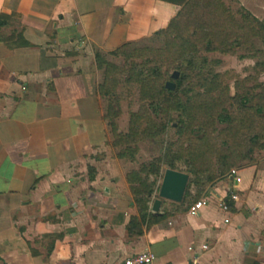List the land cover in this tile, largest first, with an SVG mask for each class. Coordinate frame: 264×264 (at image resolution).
Wrapping results in <instances>:
<instances>
[{
    "label": "crops",
    "instance_id": "0c3cea01",
    "mask_svg": "<svg viewBox=\"0 0 264 264\" xmlns=\"http://www.w3.org/2000/svg\"><path fill=\"white\" fill-rule=\"evenodd\" d=\"M181 2L0 0V264H121L147 250L153 264H264V156L207 183L197 213L162 199L153 214L158 181L159 217L129 224L137 168L107 142L95 53L150 37Z\"/></svg>",
    "mask_w": 264,
    "mask_h": 264
},
{
    "label": "trees",
    "instance_id": "16d2710c",
    "mask_svg": "<svg viewBox=\"0 0 264 264\" xmlns=\"http://www.w3.org/2000/svg\"><path fill=\"white\" fill-rule=\"evenodd\" d=\"M6 18L7 15H0V26L5 23ZM255 38L262 42L264 48V21L244 7L234 12L223 0H182L180 9L165 28L153 32L150 37L142 41L125 42L108 53L121 56L125 60L151 57V66L137 68L138 65H135L121 69L108 61L105 54L96 52V68L103 72L102 82L96 85L100 96L114 95L116 86L120 84L119 76L126 72L127 78L122 80V84L136 83L140 100L147 102V106L154 107L157 115L165 119V122L158 123L147 116L146 110L132 112L128 134H121L116 132L117 126L114 121L120 113L118 101L109 104L107 111L103 113V119L112 127V134L115 137L113 145L125 146L117 156L133 158L135 149L130 148L129 144L137 142L140 137H156L164 132L168 122L173 119L172 113L177 114L180 135L192 134L197 128L202 133L200 139L203 140L216 130L215 124L220 122L226 123L230 132L234 131L233 138H236L242 128L248 133L253 132L255 138L264 137V84L256 82L255 85L245 87L243 84L250 81L251 77L237 79L235 92L231 95L229 86L222 81L223 75L212 71L202 72L203 69L196 61V56L200 52L235 53L236 50L247 46L254 49ZM159 39H164L160 47H140L141 43ZM257 54L264 55V50H257ZM176 61L178 63L174 65ZM162 64L165 65L164 70L160 69ZM196 67L199 73L190 82L191 72ZM254 68L257 72L264 73V59L257 61ZM174 69L178 72V76L173 78L170 75L168 80H165L166 75ZM167 81L175 84L174 89L165 87ZM195 87L199 90L196 91ZM251 102L253 104L249 105L248 103ZM230 106H236L233 114L226 112ZM260 124L261 127H258ZM187 156L181 153L180 148L172 157L170 155L156 157L141 163L137 169L127 173V181L131 187L139 218H131L129 223L131 228L146 222L147 218L154 220L159 217L148 212V202L158 187L162 171L166 168L178 170L177 161L181 157H186L184 162L186 169L181 171L189 175L181 205L186 208L187 203L189 205L200 197L206 181H212L214 178L209 176L202 181L200 171L198 172L193 164H190V158ZM232 165L229 163L223 165L220 174L229 172ZM193 185L195 191L191 193Z\"/></svg>",
    "mask_w": 264,
    "mask_h": 264
},
{
    "label": "rangeland",
    "instance_id": "374dc122",
    "mask_svg": "<svg viewBox=\"0 0 264 264\" xmlns=\"http://www.w3.org/2000/svg\"><path fill=\"white\" fill-rule=\"evenodd\" d=\"M225 5L232 11H239L242 7L250 11L252 14L257 16L260 20L264 21V0H223ZM238 19L239 16H237ZM164 42V39H159L154 42L141 43L140 47L151 46L160 47ZM254 49L247 46L243 49L236 50L235 53H221V52H200L196 56L198 65L203 69L202 72L212 71L213 73H220L223 75L222 81L229 86V93L231 95L235 92V82L237 79H243L245 77H251L250 81L243 84L245 87H250L257 83L264 84V73L257 72L254 68V64L260 59H264V55H258L257 50H264L262 42L257 38L253 39ZM245 55V57H240ZM107 60L114 63L121 69H127L130 66L138 65L137 68L144 66H151V57L137 58L125 60L121 56H114L110 54L105 55ZM133 62V63H132ZM164 63V62H163ZM178 61L174 63L177 65ZM161 70L165 69V65H161ZM175 71L171 70L165 77H168ZM201 72V71H200ZM180 73V72H179ZM198 72V67L193 68L191 72L190 82L195 79ZM127 78V73L124 72L119 76L120 84L115 88V94L111 96H101V105L103 112L107 111L109 104H115L118 101L120 113L115 117L114 121L117 126L116 132L121 134H128L130 115L132 112L147 111V116L152 118L154 121L161 123L165 122V119L157 115L154 107L147 106V102L140 100L139 88L136 83L125 85L122 84V80ZM98 83L103 80V72L99 70ZM172 80V79H170ZM175 81V80H172ZM97 83V84H98ZM195 90L199 88L195 87ZM183 99L184 96L182 95ZM249 105L253 102L248 103ZM236 107V106H235ZM235 107H228L227 113H234ZM173 119L168 122L166 130L161 132L156 137H140L137 142L130 143L129 147L135 149V156L129 158L131 166L138 168L141 163L153 160L156 157L162 155H174L175 151L181 148V153L184 156L190 158V164L200 171V178L202 181L206 180L209 176L218 178L221 176V167L225 164H233L230 167L242 166L253 161H256L260 157L264 156V137L255 138L253 132L248 133L245 128L239 130L236 138L232 137V132L227 130L226 123L217 122L215 124L216 130H214L208 137L203 140L200 139L202 133L195 128L192 134H182L178 132V119L177 114L172 113ZM107 121V120H106ZM260 123V122H259ZM261 127V124L260 126ZM108 129V144L114 148L115 151L124 149V144L117 146L113 145L115 137L113 136L112 127L107 121ZM191 156V157H190ZM244 157V158H241ZM186 157H181L177 161L178 170L186 169L185 162ZM128 159V158H127ZM188 161V160H187ZM163 174V171H162ZM161 174V176H162ZM161 176L158 181L161 180ZM209 183L210 181H206ZM206 183V184H207ZM195 188L194 185L192 186ZM191 187V188H192ZM157 195V192H155Z\"/></svg>",
    "mask_w": 264,
    "mask_h": 264
},
{
    "label": "water",
    "instance_id": "95a60500",
    "mask_svg": "<svg viewBox=\"0 0 264 264\" xmlns=\"http://www.w3.org/2000/svg\"><path fill=\"white\" fill-rule=\"evenodd\" d=\"M177 71L171 73V77L176 78ZM165 87L174 89L175 84L171 81L165 83ZM189 175L183 171L166 168L163 171L159 187L157 189V197L153 199L151 211L158 214L162 199H168L174 202H181L188 183Z\"/></svg>",
    "mask_w": 264,
    "mask_h": 264
},
{
    "label": "built area",
    "instance_id": "2783aa9c",
    "mask_svg": "<svg viewBox=\"0 0 264 264\" xmlns=\"http://www.w3.org/2000/svg\"><path fill=\"white\" fill-rule=\"evenodd\" d=\"M230 175L233 176V178H236V180H238V177H236V170L231 169L230 170ZM232 199L236 200L237 196L236 195H231ZM207 202V199H200L198 201H196L191 207H190V211L192 213H197L199 208L203 205H205ZM224 208H226V205H223ZM204 248H206V246H203ZM155 261V255L154 253H152L151 251H143V252H139L136 253L132 256H129L125 259H123L121 264H153Z\"/></svg>",
    "mask_w": 264,
    "mask_h": 264
}]
</instances>
